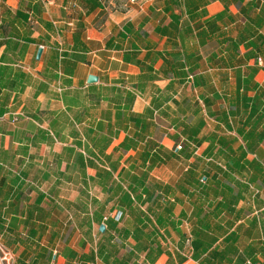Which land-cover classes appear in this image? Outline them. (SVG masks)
<instances>
[{
	"label": "crops",
	"instance_id": "obj_1",
	"mask_svg": "<svg viewBox=\"0 0 264 264\" xmlns=\"http://www.w3.org/2000/svg\"><path fill=\"white\" fill-rule=\"evenodd\" d=\"M0 240L264 264V0H0Z\"/></svg>",
	"mask_w": 264,
	"mask_h": 264
},
{
	"label": "built area",
	"instance_id": "obj_2",
	"mask_svg": "<svg viewBox=\"0 0 264 264\" xmlns=\"http://www.w3.org/2000/svg\"><path fill=\"white\" fill-rule=\"evenodd\" d=\"M178 148L180 146H177ZM0 264H14L13 252L0 240Z\"/></svg>",
	"mask_w": 264,
	"mask_h": 264
},
{
	"label": "water",
	"instance_id": "obj_3",
	"mask_svg": "<svg viewBox=\"0 0 264 264\" xmlns=\"http://www.w3.org/2000/svg\"><path fill=\"white\" fill-rule=\"evenodd\" d=\"M41 49H38V51H37V56L40 54V51ZM94 81H96V76H93V75H89L88 77H87V82H94ZM99 230H101V231H103V225H100L99 226Z\"/></svg>",
	"mask_w": 264,
	"mask_h": 264
}]
</instances>
